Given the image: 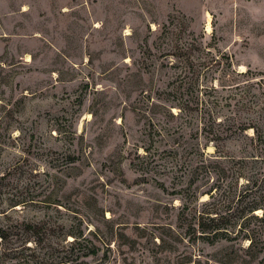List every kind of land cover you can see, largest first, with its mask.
Instances as JSON below:
<instances>
[{"label": "rangeland", "instance_id": "obj_1", "mask_svg": "<svg viewBox=\"0 0 264 264\" xmlns=\"http://www.w3.org/2000/svg\"><path fill=\"white\" fill-rule=\"evenodd\" d=\"M229 63L261 80L237 116L264 138V0H0V211L50 224L29 244L39 259L197 264L236 246L189 231L213 186L229 221L251 202L264 208V156L238 161L261 152L253 129L216 150L204 147L203 121L190 123L196 100L220 121L242 95L223 83ZM239 167L247 180H235ZM78 230L87 240L66 244Z\"/></svg>", "mask_w": 264, "mask_h": 264}, {"label": "trees", "instance_id": "obj_2", "mask_svg": "<svg viewBox=\"0 0 264 264\" xmlns=\"http://www.w3.org/2000/svg\"><path fill=\"white\" fill-rule=\"evenodd\" d=\"M227 65L229 66L226 67L227 74L223 83L224 85H227L229 89L233 88L234 90H241L243 92L242 95L238 97L236 101L234 99L235 102L233 104L227 100L225 101L224 105L228 109V115H225L220 121H217L219 112H214L211 105H205L207 111L204 116L205 118H203L199 114L203 103L196 100L194 108H192L193 106L190 107V123L194 121L197 123V116L199 118L198 124L203 121L202 124L204 127L202 131L204 132L203 138L205 139L204 147L211 143L215 145L216 150L219 149L218 142H225L233 135H243L245 130L253 129L252 136H247V139L251 142V148L253 147V143H255L256 148L260 149L261 152L257 155L254 154L253 156L238 157V161L247 166V164L256 163L258 159H261L264 156V138L261 133L262 128L259 129L258 126H252L251 124L240 122V118L237 116L240 109L237 106L240 105L241 107H244L250 99L252 100L254 95L253 93H249V98H247V89L250 85H253V83L258 86L259 81L261 80L253 78V74L249 72V70H246L245 72H236L232 69L230 63ZM261 88H264V82L261 85ZM230 99L233 98H229V100ZM213 104L215 105L216 103L213 102L212 105ZM234 107H236V110ZM168 115L172 118L175 117L171 112H169ZM191 115H195V118ZM213 125L215 128L212 127ZM149 149L151 148L147 147L143 149L146 155L148 154ZM155 152H157V150ZM202 153L204 154V152ZM215 154L218 155L207 156L211 162L218 164L220 163L219 159L221 158V155L217 152ZM197 169L198 168L192 173L190 172L192 182L196 181L195 172ZM245 171H250V168L245 170V167H239L238 172L234 174L235 180L239 181L241 178L246 179L244 174ZM213 172L214 174L217 173L214 170ZM213 190L215 191L213 192ZM203 194L208 195L209 198L207 203L200 205L201 211L194 210L192 212L190 220L193 219L196 223L193 224L190 222V240H201L209 245L222 241L227 243L233 242L236 246H231L228 250L221 252V258L219 260H200V258H196L197 264H209L210 260L215 264H231L227 259L232 254L237 255L233 260V264H264V208L258 205V202H251L238 211L235 221H229L225 214L220 213L221 202H219V199L221 196L218 187L213 186L210 190L200 192V195L204 196ZM198 195L199 194L196 192H193L192 197H194V201H197ZM20 204L25 205L24 202L14 203L9 206V208L16 207ZM260 209L262 211L261 214H255V212ZM102 219L106 223L113 224L112 217L104 218V215H102ZM2 222L5 223L2 224ZM133 228L134 230H139L138 226H133ZM13 231L17 234H13ZM52 232L53 230L49 223L40 221L34 222L30 220H15L13 222L7 211H0V264H70L71 257L66 254L64 256L58 254L51 259H39L35 251L32 250V245H29L30 243H33L34 246H39L48 236L51 235ZM90 232L91 230L86 235L83 231L78 230V233L73 234V239L69 242H66L65 238L67 234H65L62 237V243L66 242V244L72 246L77 242L87 240V236ZM119 235L124 236L118 231L114 237L119 238ZM151 236L153 237V241L151 242L156 247L160 248L162 245H168L162 238H157L158 240H155L156 236L154 234H151ZM243 242H246L247 245L243 246ZM15 243H19V245H15ZM26 252L30 253L27 254ZM91 253H94V251Z\"/></svg>", "mask_w": 264, "mask_h": 264}, {"label": "bare ground", "instance_id": "obj_3", "mask_svg": "<svg viewBox=\"0 0 264 264\" xmlns=\"http://www.w3.org/2000/svg\"><path fill=\"white\" fill-rule=\"evenodd\" d=\"M207 31H210V16L207 15V24H206Z\"/></svg>", "mask_w": 264, "mask_h": 264}]
</instances>
